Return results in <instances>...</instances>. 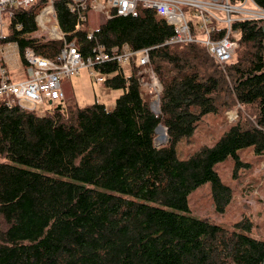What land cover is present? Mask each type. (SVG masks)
Listing matches in <instances>:
<instances>
[{
	"label": "trees",
	"instance_id": "trees-1",
	"mask_svg": "<svg viewBox=\"0 0 264 264\" xmlns=\"http://www.w3.org/2000/svg\"><path fill=\"white\" fill-rule=\"evenodd\" d=\"M240 3L244 0H230ZM264 8V0H254ZM39 6L18 11L3 42L54 58L61 41L32 43ZM57 17L84 54L96 42L110 51L153 47L150 64L162 84L159 113L143 93L136 63L95 66L106 86L121 88L114 109L60 101L38 115L0 102V264H264V240L251 221L229 229L190 215L189 195L211 182L216 211L225 213L233 190L216 170L228 157L249 166L242 151L264 159V19L234 23L239 47L224 70L198 43L167 44L174 29L152 9L115 16L76 33L70 0H56ZM89 22V21H88ZM221 29L218 36L221 37ZM235 57V59H234ZM130 66L131 74H125ZM251 110L214 145L180 159L177 147L207 114ZM168 141L156 145L157 129Z\"/></svg>",
	"mask_w": 264,
	"mask_h": 264
},
{
	"label": "built area",
	"instance_id": "built-area-1",
	"mask_svg": "<svg viewBox=\"0 0 264 264\" xmlns=\"http://www.w3.org/2000/svg\"><path fill=\"white\" fill-rule=\"evenodd\" d=\"M39 5L40 10L35 16L37 30L30 33L27 39L32 43L61 41L62 47L54 58L37 54L31 45L21 51L18 40L3 42L13 29L23 28L20 22L12 26L16 13ZM139 7L154 10L159 19L165 20L173 27L174 34L167 44H201L224 70L239 47L238 39L233 38L236 34L234 23L247 19H264V8L254 0H244L240 3H232L230 0H70V10L77 15L75 32H86L90 40H96V36L93 31L87 30L89 19L86 11L92 9L95 12H103L106 19H111L115 16L136 17ZM184 7H194L195 16L198 18L197 27L192 24ZM4 18L7 19L6 22ZM0 22V102L9 108H26L24 103L36 105L65 101L66 92L62 79L71 78L83 67L91 70V75L98 83H106L108 80L107 74L95 70V66L100 64L116 61L123 66L136 63L139 68H150V53L153 47L134 50L128 45H123L108 51L103 44L96 42L92 52L84 54L77 41L69 40L68 35L61 29L56 0H0ZM221 29L224 30L223 36L216 37ZM11 44L17 46L26 66L25 80L15 81L8 68L11 55L8 46ZM151 79L149 84L139 71L142 88L151 89V92L155 91L159 96L162 85L153 70ZM228 118L231 122L237 121L238 114L231 112Z\"/></svg>",
	"mask_w": 264,
	"mask_h": 264
},
{
	"label": "rangeland",
	"instance_id": "rangeland-1",
	"mask_svg": "<svg viewBox=\"0 0 264 264\" xmlns=\"http://www.w3.org/2000/svg\"><path fill=\"white\" fill-rule=\"evenodd\" d=\"M248 5L251 6L250 3ZM184 9L192 24L197 27L198 18L195 16L194 7H184ZM86 14L89 19V27L92 30L106 20L103 12H95L89 9L86 11ZM6 21L7 19L4 18V22ZM8 49H10L9 52L11 53L8 63L10 73L14 76L15 81L25 80L27 77L26 66L22 61L20 53H18L17 46L11 44L8 46ZM124 69L126 75L131 74L130 66H125ZM152 70L151 67L145 69L139 68L138 75L140 71L144 75V80L151 84ZM62 81L66 92L65 103L77 104L80 107L100 102L105 104L108 110H112L116 105L117 98L123 93V89L121 88H112L106 86L105 83H98L95 77L91 75V70L87 67L81 68L79 73H76L69 79L67 77L63 78ZM143 93L150 97L152 109L156 113H159L160 95L158 96L155 91L151 92V89L147 88H143ZM57 104L58 102L55 101L53 104L49 102L36 105L24 103V106L29 110H35L38 115H45L48 109L55 107ZM231 112L238 114L237 121H230L228 117ZM252 113L251 110L238 105L217 114H207L196 127L194 134L180 141L177 147L178 157L185 159L202 146L214 145L230 126L240 122L242 115L250 116ZM158 137L159 134L157 133L155 140L157 146L164 145L168 141L158 143ZM241 159L250 165L248 167L244 165L237 168L236 161L232 157H228L216 165V170L221 175L223 181L230 185L233 190L232 201L225 213L216 211L212 200L211 182L204 183L189 195L188 213L229 229H234L236 223L247 218L252 223L251 229L247 233L252 237L264 240V159L262 162H259L260 159L250 149L242 151ZM4 162L10 161L0 154V163Z\"/></svg>",
	"mask_w": 264,
	"mask_h": 264
},
{
	"label": "bare ground",
	"instance_id": "bare-ground-1",
	"mask_svg": "<svg viewBox=\"0 0 264 264\" xmlns=\"http://www.w3.org/2000/svg\"><path fill=\"white\" fill-rule=\"evenodd\" d=\"M157 133L159 134L158 140L157 142H163L167 140V134H166V130L163 127H158L157 129Z\"/></svg>",
	"mask_w": 264,
	"mask_h": 264
},
{
	"label": "water",
	"instance_id": "water-1",
	"mask_svg": "<svg viewBox=\"0 0 264 264\" xmlns=\"http://www.w3.org/2000/svg\"><path fill=\"white\" fill-rule=\"evenodd\" d=\"M53 102L52 101H50V104H52ZM160 127V126H159ZM162 127V126H161ZM164 128V127H163ZM165 129V128H164ZM166 130V129H165ZM166 134H167V131H166ZM168 140V139H167Z\"/></svg>",
	"mask_w": 264,
	"mask_h": 264
}]
</instances>
